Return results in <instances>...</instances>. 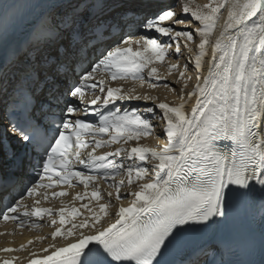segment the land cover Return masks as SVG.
<instances>
[{
    "label": "snow or ice",
    "instance_id": "obj_1",
    "mask_svg": "<svg viewBox=\"0 0 264 264\" xmlns=\"http://www.w3.org/2000/svg\"><path fill=\"white\" fill-rule=\"evenodd\" d=\"M146 7L148 0H0V191L22 186L16 195L34 198L29 209L10 196L0 218L35 228L32 218L47 215L55 226L53 243L27 264H257L233 259L234 247L209 233L237 198L260 193L264 209V0ZM166 57L176 58L167 72L177 77L163 87L177 103L133 107L157 98L113 86H143L147 77L157 88L155 65ZM158 120L165 142L139 143L155 135ZM129 141L137 143L129 149ZM111 145L118 147L97 154ZM121 154L133 162L117 163ZM121 173L127 183L116 181ZM101 180L111 181L114 199L107 191L101 202ZM73 182L84 188L73 198L79 207L39 206L66 196L55 189Z\"/></svg>",
    "mask_w": 264,
    "mask_h": 264
},
{
    "label": "bare ground",
    "instance_id": "obj_2",
    "mask_svg": "<svg viewBox=\"0 0 264 264\" xmlns=\"http://www.w3.org/2000/svg\"><path fill=\"white\" fill-rule=\"evenodd\" d=\"M172 1L175 0H169L168 4H171ZM212 2V0H190L191 6L193 8L200 6L203 7L205 4H208ZM175 3V2H174ZM172 3V4H174ZM154 4V3H153ZM177 11H180L179 8H177ZM226 16V12L224 13ZM217 34L219 32V28L216 30ZM197 50L194 49L193 55L195 54ZM182 52L187 53V50L183 48L182 46ZM211 57V50L209 49L208 51V56L205 58V63H204V73L207 74V60L210 59ZM176 58L175 57H166L165 62L162 63H157L155 66L158 68V74L162 77V80L159 82V86L155 89H150L148 87V78L146 77V82L141 86L139 81L135 80H125V81H116L112 82L113 86H118V85H123L124 90L132 89L134 88L137 93L140 94H145L148 93L157 99L155 101H132L130 102L131 104L135 103V106H139L140 108H143L145 105H152L153 103H158L160 101H165L168 103H177V97L175 92L170 91L168 88L163 87V84L165 82H171L174 81L177 77V73L173 71L172 75H169L167 72V67L170 63H175ZM185 62V58L181 57L180 58V64L181 66ZM186 75L192 76L193 73L189 71ZM195 83V78L191 81H189V90L191 89L192 85ZM194 103V100L192 101ZM192 105L189 104L187 105L188 108H190ZM164 121L158 120L156 122V128H155V135H150L146 138H142L139 143L141 144H147L149 146L155 147L157 144H163L165 142V133L162 131V128L164 127ZM158 128V130H157ZM136 141H129L127 147L130 149L131 147H134L136 145ZM127 164L132 163L133 161L130 159H126ZM147 164V162H145ZM120 179H124L125 183H127V178L126 174L121 173L116 176V181H119ZM111 181L108 183H103L99 181L100 188L102 189V196H105V200L101 202H106V192L107 191H112L113 192V199L115 198V187H109V184ZM135 190L133 186H129L127 189L122 188L121 191H132ZM89 191H91V186L89 187ZM77 192H80L83 194L84 188H75L71 189V192L67 197H62L58 201L54 202L53 205L59 209L60 207H72L76 206L79 207L82 203L80 200H75L73 199L75 194ZM131 197L128 196L127 198L123 199V204L126 206L128 202L130 201ZM261 200L262 196L260 193H256L254 196L249 197L247 199L244 198H237L234 200L232 207L230 209V220L232 222V227L235 228L236 230H240L244 232L243 234L246 236H252L256 233H260L259 230L261 231V225H262V214H264V209L261 208ZM257 201V203H255ZM86 202V201H84ZM248 202V207H246V204ZM96 202L93 201V205L95 206ZM111 211H115V209H112ZM57 220V226H58V215L54 217ZM114 219V217H113ZM44 228L38 229L36 231H18L15 234H9V233H0V249L6 248V247H11V248H19L21 244H25L26 247L23 250L11 252V253H5V252H0V260H3L4 258H15V264H27L28 260L30 258H39L40 256L43 255V252L41 251L42 248H46L48 244L53 243V240L51 239V232L54 231L55 226L51 225V221H49ZM106 223V221H105ZM46 237V240L44 241H38L36 240V237ZM31 240L32 243L28 244V241ZM57 243H62L61 238H57L56 240ZM177 257L175 254H170L168 259L174 260Z\"/></svg>",
    "mask_w": 264,
    "mask_h": 264
},
{
    "label": "rangeland",
    "instance_id": "obj_3",
    "mask_svg": "<svg viewBox=\"0 0 264 264\" xmlns=\"http://www.w3.org/2000/svg\"><path fill=\"white\" fill-rule=\"evenodd\" d=\"M176 10H178V9H176ZM157 130H158V128H157Z\"/></svg>",
    "mask_w": 264,
    "mask_h": 264
}]
</instances>
